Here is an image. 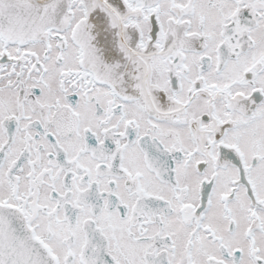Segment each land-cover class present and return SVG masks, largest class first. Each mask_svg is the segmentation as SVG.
<instances>
[{
    "label": "snow or ice",
    "instance_id": "snow-or-ice-1",
    "mask_svg": "<svg viewBox=\"0 0 264 264\" xmlns=\"http://www.w3.org/2000/svg\"><path fill=\"white\" fill-rule=\"evenodd\" d=\"M0 264H264V0H0Z\"/></svg>",
    "mask_w": 264,
    "mask_h": 264
}]
</instances>
